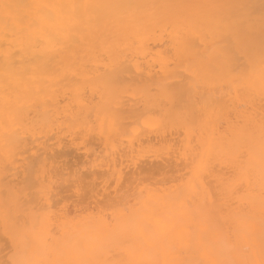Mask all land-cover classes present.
Returning a JSON list of instances; mask_svg holds the SVG:
<instances>
[{
    "label": "bare ground",
    "instance_id": "obj_1",
    "mask_svg": "<svg viewBox=\"0 0 264 264\" xmlns=\"http://www.w3.org/2000/svg\"><path fill=\"white\" fill-rule=\"evenodd\" d=\"M189 4L245 6L223 12L250 24L239 43L224 30L178 48L174 27L154 21ZM262 11L264 0H0V262L16 254L15 229L34 226L87 237L83 258L101 264L258 259L259 159L234 161L225 145L249 126L258 135ZM218 60L233 71L215 73ZM118 187L130 202L113 203Z\"/></svg>",
    "mask_w": 264,
    "mask_h": 264
},
{
    "label": "snow or ice",
    "instance_id": "obj_2",
    "mask_svg": "<svg viewBox=\"0 0 264 264\" xmlns=\"http://www.w3.org/2000/svg\"><path fill=\"white\" fill-rule=\"evenodd\" d=\"M5 9L14 7L13 5H3ZM47 7V6H45ZM97 7H132L122 5H102ZM183 9L182 12L172 17H165L154 21L155 26L162 25L165 29L174 27L176 46L184 48L189 46L192 34L199 35L203 40H208L214 37L217 32L228 30L233 33L239 43V32L241 26L249 23L250 21L234 15H225L223 9L226 7H245V6H225L220 4H189L176 6ZM138 17L130 19L129 24L135 25L140 23ZM261 31L264 32V11L260 16ZM215 42V41H213ZM135 43V41H133ZM243 50V49H242ZM261 64L264 65V44H262ZM205 65H197L193 68L194 78H198L205 70ZM212 70L221 75L226 76L233 71L230 64L224 60H218L213 66ZM264 74V68H262ZM261 94L264 96V81H262ZM207 107V106H206ZM212 123L211 117L207 121ZM11 140L5 137V150L7 152ZM225 149L230 159L241 162H252L259 159L260 175H261V204L264 208V112L261 113L259 119L258 135L255 127L249 126L247 135L243 138L231 140L225 145ZM200 172L197 171L190 177L193 184L197 180ZM230 190L229 186H225L224 195L226 196ZM131 200L129 191L121 192L117 188V196L114 198L113 203ZM12 204L11 193L6 195L5 209L2 213L3 227L6 231L13 229L14 225L10 224L11 214L10 207ZM142 211L136 205L131 207L124 206L123 212L129 214L130 220H135L139 212ZM112 217L107 214L103 215L101 226L112 227ZM14 238L17 241L16 254L10 261H3L0 264H101L98 260L83 258L84 254L88 252L87 237L75 236L71 240H66L64 237L58 235L46 236L43 229L37 231L34 226L31 230L16 228L14 231ZM40 244H37V241ZM257 244L255 237H250L249 246L246 251L255 253ZM258 259H243L236 260H220L216 264H264V221L261 224V232L258 243Z\"/></svg>",
    "mask_w": 264,
    "mask_h": 264
},
{
    "label": "rangeland",
    "instance_id": "obj_3",
    "mask_svg": "<svg viewBox=\"0 0 264 264\" xmlns=\"http://www.w3.org/2000/svg\"><path fill=\"white\" fill-rule=\"evenodd\" d=\"M70 154H71V153L68 154L69 157L71 156ZM72 154H73V153H72ZM74 155L76 156V154H73V156H74ZM73 156H72V157H73ZM76 157H77V156H76ZM76 157H74L73 159H75ZM70 158H71V157H70ZM76 159H77V158H76Z\"/></svg>",
    "mask_w": 264,
    "mask_h": 264
}]
</instances>
